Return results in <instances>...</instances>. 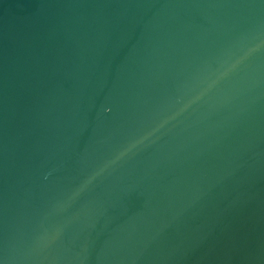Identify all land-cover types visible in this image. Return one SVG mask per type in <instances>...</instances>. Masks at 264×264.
<instances>
[{"label": "water", "instance_id": "water-1", "mask_svg": "<svg viewBox=\"0 0 264 264\" xmlns=\"http://www.w3.org/2000/svg\"><path fill=\"white\" fill-rule=\"evenodd\" d=\"M0 264H264V0H0Z\"/></svg>", "mask_w": 264, "mask_h": 264}]
</instances>
